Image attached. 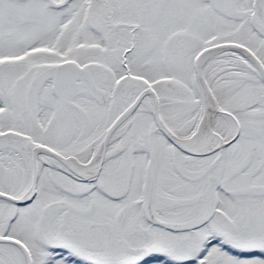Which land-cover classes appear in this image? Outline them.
I'll return each instance as SVG.
<instances>
[{
	"label": "snow or ice",
	"instance_id": "obj_1",
	"mask_svg": "<svg viewBox=\"0 0 264 264\" xmlns=\"http://www.w3.org/2000/svg\"><path fill=\"white\" fill-rule=\"evenodd\" d=\"M0 264H264V0H0Z\"/></svg>",
	"mask_w": 264,
	"mask_h": 264
}]
</instances>
